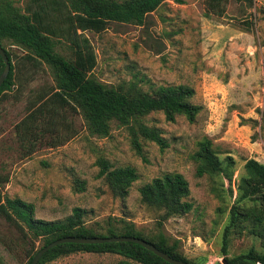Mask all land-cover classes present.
I'll return each instance as SVG.
<instances>
[{"label": "rangeland", "instance_id": "1", "mask_svg": "<svg viewBox=\"0 0 264 264\" xmlns=\"http://www.w3.org/2000/svg\"><path fill=\"white\" fill-rule=\"evenodd\" d=\"M23 2L14 0L17 6ZM84 35L96 56L91 75L97 81L125 92L186 85L193 89L192 102L202 107L201 112L193 124L182 117L169 123L160 113L147 115L144 124L159 131L167 144L163 150L138 139L136 152L126 128L115 124L106 138L89 136L80 116L68 110L63 115L65 129L57 133L65 140L52 141L53 136L46 134L22 143L14 125L26 114L28 102L37 93L49 92L54 84L45 67L35 73L20 70L16 76L21 86L15 84L0 101V179L7 180L0 184V194L32 204L36 219L62 221L78 207L86 212V225L122 217L149 234L161 213L140 202L138 189L153 178L177 173L188 184L185 201L191 210L163 221L161 231L179 242L186 259L214 263L220 256L226 213H217L218 203L208 191L207 178L194 176L190 154L195 142L206 136L220 158L223 151L229 152L235 161L234 177L244 159L264 164V0H252L250 8L228 0L221 17L205 16L202 0H182V4L165 0L141 26L111 23L100 34ZM4 48L15 56L16 68L22 52ZM55 50L70 56L64 44ZM97 158L112 167L135 170L137 179L123 200L113 197L103 179L97 178ZM75 179L84 182L80 193L73 190ZM14 238L16 232L0 219V264H24V251L9 243ZM40 245L34 243L36 249ZM250 248L261 251L256 239L230 235L226 255ZM121 261L137 264L113 254L92 253H73L46 264Z\"/></svg>", "mask_w": 264, "mask_h": 264}, {"label": "trees", "instance_id": "2", "mask_svg": "<svg viewBox=\"0 0 264 264\" xmlns=\"http://www.w3.org/2000/svg\"><path fill=\"white\" fill-rule=\"evenodd\" d=\"M163 1L24 0L17 6L14 0H0V46L9 63L8 75L0 86V101L6 99L15 84L21 86L16 76L20 70L35 73L45 67L54 84L49 92L37 93L34 100L28 102L26 114L14 125L17 139L23 143L50 134L52 141L65 140L66 137H61L60 133L57 136V133L65 129L63 115L67 110L79 115L87 134L95 138H106L112 124L126 128L138 153V139L152 142L160 150L167 147L159 131L144 124V118L150 113L162 114L169 123L182 117L193 124L202 107L192 102L194 91L189 86L125 92L102 84L91 75L96 56L84 34H100L111 23L141 26ZM171 1L182 4V0ZM231 1L246 8L252 5V0ZM202 2L205 16L221 17L228 0ZM62 44L68 47L69 58L56 52V47ZM4 45L22 52L16 68L15 56ZM2 67L0 60V73ZM28 151L31 153V148ZM219 154L206 136L195 142V149L190 154L194 176L207 178L208 191L218 203L217 213H226L220 256L212 264H264V164L252 158L244 159L234 177L235 161L228 151H223L222 158ZM94 165L98 168L97 178L103 179L110 194L123 200L137 179L135 170L128 166L112 167L103 158H97ZM6 182L5 177L0 179V184ZM73 190L82 192L84 182L75 179ZM138 194L142 204L161 213L153 233L145 234L122 217H108L102 223L86 225V212L78 207L72 208L62 221L36 219L32 204L1 194L0 219L16 232V238L9 243L24 251V264L30 263L39 248L59 238L122 236L138 238L172 259L197 264L183 257L179 242L161 231L163 221L182 217L191 210V204L185 201L189 195L186 180L177 173L163 174L141 186ZM230 235L256 239L261 251L250 248L245 253L227 257ZM36 241L41 243L37 249L34 247ZM73 253L113 254L137 264H167L132 243L60 244L46 251L37 264L50 263ZM118 264L129 263L121 261ZM202 264H206L205 259Z\"/></svg>", "mask_w": 264, "mask_h": 264}, {"label": "water", "instance_id": "3", "mask_svg": "<svg viewBox=\"0 0 264 264\" xmlns=\"http://www.w3.org/2000/svg\"><path fill=\"white\" fill-rule=\"evenodd\" d=\"M0 60L2 62V71L0 73V86L6 79L8 72H9V63L6 58V55L3 51V49L0 46ZM86 244V245H93V244H103V243H132L135 245L140 246L141 248L145 249L146 251L152 253L154 256L158 257L162 261H164L167 264H188L184 263L183 261L175 260L167 256L166 254L160 252L156 248H154L152 245L147 244L146 242L135 238V237H87V238H75V237H63L56 239L47 245L39 248L34 256L32 257L29 264H37L41 256L48 251L49 249L60 245V244Z\"/></svg>", "mask_w": 264, "mask_h": 264}, {"label": "crops", "instance_id": "4", "mask_svg": "<svg viewBox=\"0 0 264 264\" xmlns=\"http://www.w3.org/2000/svg\"><path fill=\"white\" fill-rule=\"evenodd\" d=\"M242 164H243V162H242Z\"/></svg>", "mask_w": 264, "mask_h": 264}]
</instances>
